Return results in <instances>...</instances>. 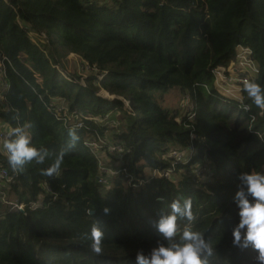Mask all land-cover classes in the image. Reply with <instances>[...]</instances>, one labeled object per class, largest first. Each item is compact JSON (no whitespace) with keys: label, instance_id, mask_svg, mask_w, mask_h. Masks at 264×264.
<instances>
[{"label":"trees","instance_id":"1","mask_svg":"<svg viewBox=\"0 0 264 264\" xmlns=\"http://www.w3.org/2000/svg\"><path fill=\"white\" fill-rule=\"evenodd\" d=\"M103 2L0 0V123L30 124L33 144L48 150L22 170L0 154L10 176L0 186V264H136L159 239L161 209L183 198L192 229L213 246L210 264H255L252 249L232 245V197L239 172L264 171V109L242 84L240 101L228 98L215 71L244 48L264 86V0ZM68 54L90 73L84 84L59 71ZM171 90L191 111L163 106ZM70 129L78 139L68 147ZM66 148L59 173L44 175ZM103 157L117 164L109 180Z\"/></svg>","mask_w":264,"mask_h":264},{"label":"clouds","instance_id":"2","mask_svg":"<svg viewBox=\"0 0 264 264\" xmlns=\"http://www.w3.org/2000/svg\"><path fill=\"white\" fill-rule=\"evenodd\" d=\"M242 90L251 102L264 109V86L255 80L242 81ZM247 105H244L247 110ZM30 124L10 128L0 142V150L6 155L7 163L13 170H22L30 162L44 164L48 156L47 148L33 144L29 129ZM71 144L74 145L78 136L75 129L69 130ZM66 149L61 150L54 162L41 169L47 176L58 174ZM237 190L232 199L237 209V223L231 228L232 245L240 249H252L256 255L255 264H264V171H241L237 174ZM157 199L161 202L164 197ZM191 198L175 199L167 202L154 222L159 239L146 253L140 250L136 253V264H210L209 257L213 255V246L206 240L204 234L193 230L191 222L195 219L191 211ZM105 208L104 212L107 213ZM178 219L189 222L182 231L178 229ZM95 236L101 232L94 229ZM99 251V249H96Z\"/></svg>","mask_w":264,"mask_h":264},{"label":"rangeland","instance_id":"3","mask_svg":"<svg viewBox=\"0 0 264 264\" xmlns=\"http://www.w3.org/2000/svg\"><path fill=\"white\" fill-rule=\"evenodd\" d=\"M105 2V4H110L109 0H103ZM141 1V0H138ZM35 41V40H34ZM36 46H38V44H36ZM241 49L238 48L237 52H239ZM246 57L248 58V60L246 59ZM246 61L253 63L250 60V57L248 55H243L242 58L240 59V62L237 61V59L233 60V62L231 63V65L225 70L223 71V74H225L226 76L223 79V83H220L219 85L216 84V86H218L219 90L223 93H225L227 96H229L228 98L230 99H234L236 101H240V97L238 95V89L239 87L236 85V83L234 82L235 78H237L240 74H241V69H240V65L242 67H245ZM63 68H65V71H62V69H59L60 72H63L62 74L69 78L70 76L76 75L81 77V81L80 83H85V78H87L89 76L90 73L83 71L82 69V61L79 57H77L76 55L73 54H68L63 60ZM246 68H250L247 67ZM220 77H216L217 81ZM100 95L102 96H108L107 94H105V92H100ZM107 98V97H106ZM163 106L165 107H169V108H178L180 110L181 115L186 114L187 112L191 111V105L188 102L187 99H183V97L181 95H179V93L177 92V90H171L168 93L165 94V99L163 100ZM0 154L2 156H5L3 150H0ZM180 154H177L176 157H180ZM102 162L106 163V162H110V168H113V166H116L115 168L117 169V164L115 161H108V159H104V157L102 158ZM147 172H149V169H147ZM158 175V174H157ZM170 171L167 172L166 177H169ZM158 176H161L160 174ZM108 180L111 178H107ZM8 206H11V208L19 210L15 207H12V203H8ZM20 206V205H17ZM23 209V207H22ZM21 209V210H22Z\"/></svg>","mask_w":264,"mask_h":264},{"label":"built area","instance_id":"4","mask_svg":"<svg viewBox=\"0 0 264 264\" xmlns=\"http://www.w3.org/2000/svg\"><path fill=\"white\" fill-rule=\"evenodd\" d=\"M42 39L44 40V37H42ZM41 42H42V40H41ZM240 49L241 50L239 52H237V54H236V59L238 62H240V59L242 58L243 55H245V56L248 55L250 57V52L247 49H244V48H240ZM246 59L248 60L247 57H246ZM250 60L252 61L251 58H250ZM246 66L250 67V68L248 69V68H246ZM240 69H241V74L237 78H235V80H234V82L236 84H242V81L245 79L252 80L258 72V69H257L255 63L254 62L250 63L249 61L248 62L246 61L245 67H242L240 65ZM215 74H216V77H220L217 81H219L220 83H223L222 81L225 77L223 72L221 70H216ZM102 77L103 76H101L99 79H101ZM57 110L60 111L59 108H57ZM57 114H58V116H60V113H57ZM63 117H65V115H62V118ZM60 118H61V116H60ZM74 119H77V117L74 116ZM76 126L80 127V123H77ZM9 130H10V127H8L5 124L0 123V142H2V140L5 137V134ZM86 145L88 147L97 149V146H96L97 143L89 142ZM109 151L112 155H118V156H120V154L122 152L120 147L116 146V145H113L112 147H110ZM101 171H102V173H104V176L106 179H107V177L109 178V177L115 176L118 173V171H115V170H113L107 166H101ZM105 178H104V180L103 179L101 180V183H103V182L105 183ZM9 181H10V176L8 175L7 171L3 167L0 166V186H3L4 184H6ZM0 197L3 198L1 194H0ZM12 207H15L19 210L22 209V206H17L15 204Z\"/></svg>","mask_w":264,"mask_h":264}]
</instances>
